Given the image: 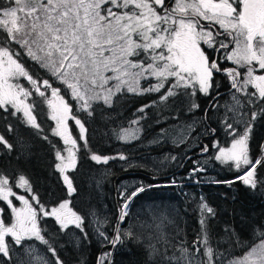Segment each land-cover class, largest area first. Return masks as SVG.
<instances>
[{
    "label": "snow or ice",
    "instance_id": "obj_1",
    "mask_svg": "<svg viewBox=\"0 0 264 264\" xmlns=\"http://www.w3.org/2000/svg\"><path fill=\"white\" fill-rule=\"evenodd\" d=\"M225 61L231 66L223 67ZM217 74L228 79L230 103H220ZM142 81L148 86L142 87ZM126 93L156 98L137 108L127 127L108 128L106 114ZM200 95L210 98L209 107L195 118ZM185 102L186 114L194 119L181 123L179 106ZM42 105L54 123L48 126L50 135ZM149 109L155 110L150 126L167 125L148 140L149 146L171 139L175 147L189 145L187 156L194 143L205 157L192 160L188 179L200 183L199 174L218 164L236 175L210 182L230 187L239 182L264 194V143L258 155L251 144L256 123L264 121V0H0V123L22 147L21 126L46 141L56 175L55 188L44 200L25 174L13 184L7 171H0V264H68L62 255L66 245L77 250V264H87L83 250L93 237L109 249L96 264H115L114 253L129 245L143 250V264H264V225L250 226L251 243L226 226L227 236L214 247L210 220L216 210L203 196L197 205L199 231L190 246L177 224L179 214L165 205L147 204L132 219L135 201L158 184H120L114 225L91 199L84 210L76 207L85 198L99 199L97 190L112 174L110 162L120 161L124 171L148 167V157L138 163L123 150L105 155L93 141L142 142ZM201 138L211 140V146ZM0 145L9 155L15 147L2 133ZM177 160L166 154L152 161V168L159 171ZM93 165L105 167L88 189L80 177ZM170 186H178L175 178ZM235 247L248 250L237 257Z\"/></svg>",
    "mask_w": 264,
    "mask_h": 264
},
{
    "label": "trees",
    "instance_id": "obj_2",
    "mask_svg": "<svg viewBox=\"0 0 264 264\" xmlns=\"http://www.w3.org/2000/svg\"><path fill=\"white\" fill-rule=\"evenodd\" d=\"M201 98L203 99V102L206 100V97L198 96L197 101L199 102ZM152 99H154L152 95H128L127 97L122 96L120 103L115 107V110L107 113L105 116V120L111 121V123L108 125V128L126 125L134 117L133 114L136 112V109L141 105L148 103ZM42 107L44 111L43 116H46L47 112L45 110L47 109V106L42 105ZM179 107L183 109L180 112V120H187L188 117L192 116L184 112L187 110V103L180 105ZM150 110L151 109L148 111L151 118L143 122L145 125V136L150 135L152 132L158 131L160 127L167 126L164 124L159 126H150L153 125V121L155 120V116L152 115L154 112ZM99 119L100 118L98 117V120ZM43 121L47 129L49 123L46 120ZM175 122L176 121L169 120L168 123L173 124ZM108 128H104L103 125H101L102 131H107ZM30 131L32 134H34V130L30 129ZM34 138L35 137L30 138V147L28 151H23L13 155L9 162V169L4 168V164L0 163V171H7L11 182H13L15 177H18L19 174H25L26 178L30 180V183L39 193L41 198L47 200L49 198L48 193L54 190L56 181V175L52 174L53 169L51 165L53 164V161L51 160V155L49 152L50 145L46 144L43 151L42 148L38 146V144L32 143ZM263 138L264 126L259 128L255 125L251 141L254 155L259 154V144L263 142ZM206 143H208V141H206ZM117 145H119V143L114 140L103 143H97L96 141H93V147L105 155L112 153L113 149H117ZM59 146L61 148L64 147L62 143L59 144ZM181 147H175L170 142L156 144L149 148L141 146L139 148L128 149L127 146L124 145V147L122 146L121 149L115 150V152L123 150L132 158L138 160L146 154L157 156L163 151H179ZM191 154L194 155V153ZM185 160V157L180 160L181 165L184 164ZM137 162L142 163L143 160H138ZM110 167L112 169V178L115 175H124V177L132 176L138 180V183L143 182L145 184L160 185V187H153L149 191L142 193L135 201L133 206H138L143 202V200H150L152 198H158L161 202H167L169 205H172L175 210V214H179V219L177 222L179 223V227L184 229L187 233L189 245H191L190 241L196 238V233L199 231L197 205L201 196L204 197L209 206L216 210L215 218L210 220V229L214 247L216 246L215 241L217 239H223L227 236V233L224 232L226 226L229 229L234 228L240 234L243 240L251 243L252 231L250 226L256 223L264 225V194L261 192H252L239 182L233 184L231 187L226 183L210 182L214 180L227 181L233 179L236 173L229 171L227 168L220 167L221 169L218 170L217 166L215 165L213 174L211 176L207 175V177L201 179L200 183H196L195 181L191 183L182 182L178 183V186H170V179H172V176L168 175L170 173L169 169L153 171L147 167L146 169L133 168L129 171H124L123 167L121 168L116 166L115 162H110ZM190 168H192V166L188 165L187 161L186 165H183L177 169L178 173L181 175L180 177L185 179L184 175L189 171ZM261 174H264V169H261ZM175 177L178 178L177 176ZM114 182L115 181L112 180V185ZM163 182L164 184H159ZM109 190L110 186L108 185V191ZM185 192L190 193L194 199L193 202L192 200L186 198L187 195H185ZM107 203L109 205V210L106 211V215L108 216L110 223L114 225L118 204L116 203L114 197L110 198V196H108ZM132 207L130 210L133 209ZM132 216L134 217V215ZM49 227L51 228V225H49ZM108 229L112 233V227H108ZM221 247H227V245H222ZM243 249L245 248L235 247L232 249V253L233 255H237ZM75 253L77 252L72 250V256H75ZM113 259L115 264H143L144 253L143 250L137 246L129 245L124 249H118L114 253ZM77 262L78 259L73 258L71 260V264H77Z\"/></svg>",
    "mask_w": 264,
    "mask_h": 264
},
{
    "label": "rangeland",
    "instance_id": "obj_3",
    "mask_svg": "<svg viewBox=\"0 0 264 264\" xmlns=\"http://www.w3.org/2000/svg\"><path fill=\"white\" fill-rule=\"evenodd\" d=\"M41 71H42V70H41ZM22 83L27 84V81L22 80ZM151 83H155V81L152 80ZM147 86H148V82H143V81H142V87H147ZM126 94H127V95H126ZM126 94L123 95V97H125V96L127 97L128 95H133V94H130V93H126ZM68 99H71V98L68 97ZM225 102H229V101H228V100H224L223 103H225ZM186 103H187V102H185V104H186ZM229 103H230V102H229ZM141 106H142V105H141ZM186 108H187V107H186ZM150 111L154 112V109H151ZM186 111H187V110H186ZM186 111H184V112L186 113ZM223 112H224V109L221 108V109H220V114L222 115ZM47 115H48V114H47ZM210 115H214V114L210 113ZM200 117H201V116H200ZM134 118H135V117H133L132 119H134ZM195 118H199V117L195 116ZM132 119H131V120H132ZM193 119H194V116H190V117H188L187 120H180V122H181V123H183V122H190V121L193 120ZM175 123H177V122H175ZM173 124H174V123H173ZM212 124H213L214 127H217V128H218V133L220 134V137H222V138H221V142L224 143V144L226 145V143H227L226 137L224 136L223 131H222V130H219V125H218V123L216 122L215 119H213ZM127 126H128V123H127L126 125H124L123 127H127ZM162 126H163V125H162ZM164 127H167V126H164ZM177 131H178V130H173V133L175 134ZM240 131H243V129L241 128ZM158 132H159V130L156 131V132H152L150 135H147V136H145V132H144L142 142L137 141V142H134V143L131 144V145H126V146H127L128 149H129V148H132V149H133V148H139V147H141V146H143V147H145V148H149V147H151V146L148 145V140L153 139V138L156 136V134H157ZM114 141H115V140H114ZM116 142H117V141H116ZM167 142H170V143H171V139H169ZM117 143H119V145L116 146L117 149H113V152L110 153V154H114V153H116L115 150H119V149H121L122 146L124 147V144H121L120 142H117ZM208 143H209L210 146H211V140H208ZM262 143H264V139H263V142H262ZM120 146H121V147H120ZM152 146H154V145H152ZM201 146H202V144H201ZM119 147H120V148H119ZM188 147H189V145H184L183 147H181V148L179 149V151L170 152V151L168 150V151H163L162 153H160V154L157 155V156H156V155H149V154H146V155H144V156H142V157H148V161H149V163H148V168H149L150 170L155 171V170L152 168V161H158L159 159H161V158H162L164 155H166V154H171V155H175V156H177V157H178V160H177L176 162H170L166 167L160 168L159 171H161V170H165V169H169V170H170V173H169L168 175H169V176H172V179H170V182L175 178V180L177 181V184H178V183H182V182H188V183H191V182L196 181V178L194 177V178H192V179H188V178H187V177H188V172H189V171H188V172L184 175V178H185V179H183V178L180 177L181 175L178 173V170H177V169H179V168L182 167L183 165H186V162H187V161H188V165H190V166L193 167L192 160H201V161H202L203 159H205V157H202V156L200 155V153H199V149L196 147V145H195L194 143H191V144H190V150L187 151V156H185V151H186V149H187ZM22 150H25V147H24V149H20V151H22ZM191 153H194V155H192ZM64 154L66 155V153H64ZM184 157L186 158V160H185L184 164L181 166L180 160H181L182 158H184ZM188 157H191V159H188ZM132 159H133L134 161H136V162H137L138 160H142V159H138V160H136V159H134V158H132ZM115 164H116V166L122 168V166H121V162H120V161H115ZM216 166H217V169H218V170L221 169V168H220L221 166H218L217 164H216ZM104 167H105V166H103V165H100V166H94V165H93V166H92V171H89L88 168H85V169L83 170V171H84V175L80 177V179H81L83 182H85L83 186H84L85 188L91 189V188L93 187L94 178L100 176V174L103 172ZM208 168H209V169H207V172H206V173H201V174H199V179H200V180H201V179H204L205 177H207V175H208V176H211V175L213 174V172H214V170H215V166L210 165ZM190 169H191V168H190ZM190 169H189V170H190ZM175 176H177L178 178H176ZM112 180L115 181V182L113 183V185H112ZM15 182H16V181H15V179H14L12 183L14 184ZM122 183H128V184L136 183V184H138V180H137L136 178L132 177V176H126V177H124V175H122V176L115 175V176L112 178L111 175H110V176L105 180L102 189L97 190L98 195H99V199H98V200L95 199V198H85V200H81V201L76 205V207H77L79 210H84V209L87 207V200H88V199H91L93 205H98V206H99V208L101 209V214H106V213H107L106 211L109 210V205H108V203H107L108 196H110V198H111V197H112V198L114 197V199H115V201H116V203H117V193H116V189H117V187H118L120 184H122ZM159 184H164V182H163V183H159ZM108 185L110 186V190H109V191H108ZM22 190H23V189H22ZM107 191H108V192H107ZM23 193H24V195L27 196V193H26L25 191H23ZM107 193H108V196H107ZM185 195H187L186 198L192 200V202L194 201L193 197L190 195L189 192H185ZM152 203H155V204H162V205L167 206L169 209H173V210H174V208H173L172 205H169L167 202H166V203H163V202H161L158 198H152V199H150V200L146 199V200H143V202H142L141 204H139L138 206L136 205V206H133V207H132L133 209L130 210L131 215H134V217L132 216V219H134V218L136 217L137 213H139V212L141 211V208H142V207H144V206L147 205V204H152ZM105 205L107 206L106 208L104 207ZM174 215H175V212H174ZM131 222H132V221L130 220L129 223H131ZM177 224H178V226H179V223H178V222H177ZM124 227H127V224H125ZM88 230H89V232L92 231L91 228H89ZM95 239H96V238L93 237L92 240H95ZM190 243H191V241H190ZM189 246H190V245H189ZM108 250H109V249H107V250H105V251H108ZM247 250H248V249L245 248V249H243L240 253H238L237 255H234V256H237V257H243V255L245 254V252H246Z\"/></svg>",
    "mask_w": 264,
    "mask_h": 264
},
{
    "label": "flooded vegetation",
    "instance_id": "obj_4",
    "mask_svg": "<svg viewBox=\"0 0 264 264\" xmlns=\"http://www.w3.org/2000/svg\"><path fill=\"white\" fill-rule=\"evenodd\" d=\"M174 2V0H170V3ZM206 47V46H205ZM27 60V58H25ZM29 64H31L32 62L31 61H28ZM223 67H229L231 66L230 65V62H227L225 61L222 65ZM216 80L220 82V89L219 91L223 94L221 99H220V103L223 104V101L224 100H228L229 102H231L230 100V96L227 95V91H228V88H229V84H228V79L226 76H223V75H220V74H217L216 75ZM154 97V99L156 98L155 95H152ZM199 97H205L203 95H200ZM209 101H210V98L209 97H206V100L203 102V99L201 98L200 101L198 102L200 104V110L197 111L195 113V116L197 117H200L203 115V110L205 108H208L209 107ZM203 102V103H202ZM206 103V104H205ZM48 114V109L45 110ZM193 116V115H192ZM43 120H46L49 124L48 126L50 125L51 127H54V123L50 120H48V115L46 116H43L42 117ZM71 123V121H70ZM256 126L261 128L262 126H264V121H258L256 123ZM51 127H47L46 131L48 132V134L50 135L51 133ZM19 132L22 133V138L24 140V146L22 147L21 144L18 142L17 138L15 136H12V135H9L7 132H6V127L5 125H3L2 123H0V133L2 134H5L6 136H8V138L11 140V142L15 145L14 147V150L12 151V153L9 155L7 150L3 148L2 145H0V163H3L4 164V168H7L9 169V162L11 160V158L13 157L14 154H18V153H21L23 151H28L29 150V142H30V138L32 137H35L34 140H32V143L34 144H38V146L40 148H42V150L44 151V146L46 144H48L46 141L40 139L39 137L35 136L34 134H32V132L30 131V129H27V128H24L23 126L20 127L19 129ZM217 137L221 140L222 137H220V134L217 133ZM53 140H59V138H56V137H51ZM202 139V142L203 143H206V141H208L209 139H206V138H201ZM62 142H60L59 144H61ZM32 145V144H31ZM25 147V150H22L20 151V149H24ZM50 155H51V160L54 162L55 160V157H54V154L52 153V151L50 150ZM58 175V174H57ZM14 191H16L18 194H22L24 195L22 189H18V188H14ZM28 195V194H27ZM14 203L16 204L17 207L20 206V202L19 201H16L14 198ZM0 204H3V202H0ZM4 207H6V205H3ZM6 222L8 223H11V215L10 213H8V216L6 217ZM107 231L111 234V232L109 231V229H107ZM10 239V238H9ZM67 239V238H65ZM32 243H35L37 245H39V242H35L33 241ZM44 246L40 245V248H43ZM108 248H102L100 246L99 243H97L96 239L95 240H92V243L90 246H85L84 248V255L87 259V264H96V259L97 257L102 253V252H105V250H107ZM124 249V248H122ZM72 250L77 252L76 249H74L71 245H66V248L65 250L62 252V255L64 257L65 260L68 261V264H71V260L74 258V259H79L78 257V254L75 253V256H72Z\"/></svg>",
    "mask_w": 264,
    "mask_h": 264
}]
</instances>
